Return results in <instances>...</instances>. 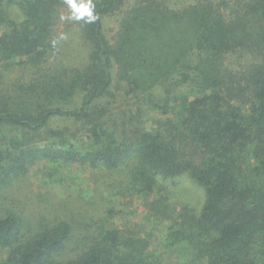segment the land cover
Returning a JSON list of instances; mask_svg holds the SVG:
<instances>
[{
    "label": "trees",
    "instance_id": "trees-1",
    "mask_svg": "<svg viewBox=\"0 0 264 264\" xmlns=\"http://www.w3.org/2000/svg\"><path fill=\"white\" fill-rule=\"evenodd\" d=\"M92 2L95 21L74 20L85 61L45 67L65 0H0V187L42 158L130 165L131 196L167 229L154 250L151 230L103 223L62 257L74 224L23 231L9 213L0 264H264V0ZM15 60L34 77L4 83Z\"/></svg>",
    "mask_w": 264,
    "mask_h": 264
},
{
    "label": "rangeland",
    "instance_id": "rangeland-1",
    "mask_svg": "<svg viewBox=\"0 0 264 264\" xmlns=\"http://www.w3.org/2000/svg\"><path fill=\"white\" fill-rule=\"evenodd\" d=\"M69 16L70 9L67 6L62 8L56 24L57 48L44 63L45 67H73L85 61L87 49L77 24L68 19ZM116 19V16L105 19L108 34L115 31ZM1 72L4 83H12L20 77L28 81L35 75L28 65L19 60L2 67ZM124 107L125 105L122 106L123 109ZM155 116L158 117L157 114ZM49 126L75 128L71 119L64 117L52 119ZM13 131L15 135H21V132ZM3 133L9 137L11 132L6 129ZM41 137L45 136H34L36 143H45V139ZM129 170L130 165L126 164L110 170L101 163L91 165L43 158L31 161L27 164L25 173L12 175L7 184L0 187V217L14 213L23 222V231L30 232L44 223L60 220L71 222L75 226L74 236L61 253L62 257L75 255L84 236L93 237L103 223L118 225L127 222L131 228H141L145 234L151 230L152 247L155 250L167 229V223L155 226L156 223L152 222L150 213L142 202L143 195L131 196L133 192L128 190ZM191 187L193 196L201 197L200 192L194 186ZM108 208H113L115 215L110 216ZM163 252L162 255L167 257L168 253ZM4 254L0 248V260Z\"/></svg>",
    "mask_w": 264,
    "mask_h": 264
},
{
    "label": "clouds",
    "instance_id": "clouds-1",
    "mask_svg": "<svg viewBox=\"0 0 264 264\" xmlns=\"http://www.w3.org/2000/svg\"><path fill=\"white\" fill-rule=\"evenodd\" d=\"M65 3L70 9L68 19L76 21L84 20L86 23H92L97 18L94 14L95 5L92 0H65Z\"/></svg>",
    "mask_w": 264,
    "mask_h": 264
}]
</instances>
